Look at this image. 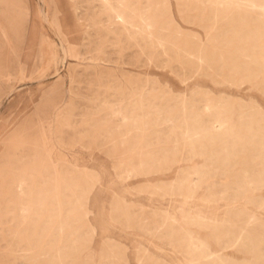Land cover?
Instances as JSON below:
<instances>
[{"label": "rangeland", "instance_id": "rangeland-1", "mask_svg": "<svg viewBox=\"0 0 264 264\" xmlns=\"http://www.w3.org/2000/svg\"><path fill=\"white\" fill-rule=\"evenodd\" d=\"M0 264H264V0H0Z\"/></svg>", "mask_w": 264, "mask_h": 264}, {"label": "bare ground", "instance_id": "bare-ground-1", "mask_svg": "<svg viewBox=\"0 0 264 264\" xmlns=\"http://www.w3.org/2000/svg\"><path fill=\"white\" fill-rule=\"evenodd\" d=\"M217 1V0H216ZM254 3V2H253ZM202 4V3H201ZM217 4V3H216ZM216 6V5H215ZM252 6V5H251ZM252 7H255V4L252 6ZM262 9V8H261ZM217 10V9H216ZM222 10H223V8H222ZM254 11H255V9H254ZM259 11V10H258ZM263 11V10H262ZM217 12V11H216ZM216 17H217V15H216ZM228 19V18H227ZM245 24V23H244ZM146 28H148V27H146ZM43 258V257H42ZM43 260V259H42Z\"/></svg>", "mask_w": 264, "mask_h": 264}]
</instances>
